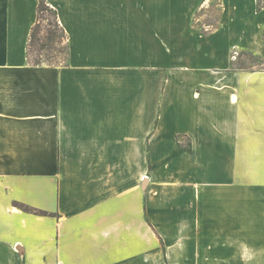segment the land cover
Masks as SVG:
<instances>
[{
	"label": "crops",
	"instance_id": "0c3cea01",
	"mask_svg": "<svg viewBox=\"0 0 264 264\" xmlns=\"http://www.w3.org/2000/svg\"><path fill=\"white\" fill-rule=\"evenodd\" d=\"M201 1L47 0L33 66L39 0H0V264L264 262V40L169 30Z\"/></svg>",
	"mask_w": 264,
	"mask_h": 264
},
{
	"label": "rangeland",
	"instance_id": "374dc122",
	"mask_svg": "<svg viewBox=\"0 0 264 264\" xmlns=\"http://www.w3.org/2000/svg\"><path fill=\"white\" fill-rule=\"evenodd\" d=\"M224 3L226 4L225 0H202L199 7L191 9L192 12L190 17L186 14L185 18L179 19V21L183 22L182 25L179 26L170 23L169 30L175 31V29L178 28L188 35H212L214 33H227V35H256L257 38L260 36L264 40V0H256V13L249 19H244V12L248 9L240 6L225 7ZM53 9L54 8H50V11L44 14V19L41 22L40 31L42 39L45 38L44 41L47 40V35L51 30L56 31L53 27H50V24L54 21V17L51 13ZM59 34L58 32V35ZM57 40L41 52V59L44 64H51L53 66H62L66 64L65 44L59 45L56 43ZM239 51L240 49L237 47H232V60L235 63L238 65L244 64V68L249 69V72L256 71L257 69L264 70V55L260 57L247 49H244L242 53ZM235 207L237 206H234V208ZM248 208H250V206L244 202V213H248L246 212ZM253 208L260 211L264 210L263 207L257 206L256 202ZM262 239L264 240L263 237ZM262 243L264 246V241ZM258 255L260 257L256 259L262 260L264 258V248ZM250 264H264V262Z\"/></svg>",
	"mask_w": 264,
	"mask_h": 264
},
{
	"label": "trees",
	"instance_id": "16d2710c",
	"mask_svg": "<svg viewBox=\"0 0 264 264\" xmlns=\"http://www.w3.org/2000/svg\"><path fill=\"white\" fill-rule=\"evenodd\" d=\"M50 7L48 5L47 0H39L37 7V21L35 25L32 27L28 46H27V58L29 64L33 66H39L44 64L41 59V52L46 49V47L52 45L58 38L57 44H65V53L66 60L68 59V37L65 29L59 22L58 14L55 9L51 10V13L54 17V21L50 24V27H53L54 30H51L47 35V40L44 41L41 37V22L44 19V14L50 11ZM58 32L60 33L58 35ZM51 65V64H49ZM53 66V65H51Z\"/></svg>",
	"mask_w": 264,
	"mask_h": 264
}]
</instances>
